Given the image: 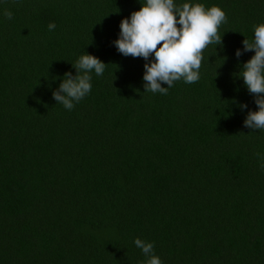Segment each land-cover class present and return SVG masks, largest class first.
<instances>
[{
    "label": "trees",
    "instance_id": "trees-1",
    "mask_svg": "<svg viewBox=\"0 0 264 264\" xmlns=\"http://www.w3.org/2000/svg\"><path fill=\"white\" fill-rule=\"evenodd\" d=\"M142 2L0 0V264H141L137 237L163 264H264V130L239 76L255 51L236 56L264 0H174L227 23L167 95L113 43ZM87 53L106 69L69 111L53 92Z\"/></svg>",
    "mask_w": 264,
    "mask_h": 264
},
{
    "label": "clouds",
    "instance_id": "clouds-1",
    "mask_svg": "<svg viewBox=\"0 0 264 264\" xmlns=\"http://www.w3.org/2000/svg\"><path fill=\"white\" fill-rule=\"evenodd\" d=\"M142 4V8L121 21L119 37L113 43L122 55L146 61L143 75L145 90L167 95L169 88L181 79L187 84L198 82L203 50L210 44L223 46L218 28L227 23L225 12L215 5L206 10L201 4L185 2L176 5L174 0H143ZM3 14L9 20L13 18L10 10L6 9ZM55 28L54 22L48 24L49 31ZM253 28L254 39H244V47L236 50V56L255 51V55L243 63L239 75L258 106V111L248 112L244 125L264 130V24L253 25ZM106 65L93 54L81 55L73 63L76 74L65 73L63 81L53 92L57 104L73 110L75 104L92 90L91 73L102 76ZM164 84L167 87L162 86ZM246 108V103L241 104L242 110ZM257 155L264 169V155ZM134 244L147 258L141 264H163L155 253L154 242L137 237Z\"/></svg>",
    "mask_w": 264,
    "mask_h": 264
}]
</instances>
